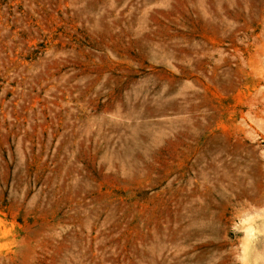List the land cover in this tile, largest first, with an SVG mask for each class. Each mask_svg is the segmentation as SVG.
I'll use <instances>...</instances> for the list:
<instances>
[{
	"label": "rangeland",
	"instance_id": "obj_1",
	"mask_svg": "<svg viewBox=\"0 0 264 264\" xmlns=\"http://www.w3.org/2000/svg\"><path fill=\"white\" fill-rule=\"evenodd\" d=\"M0 264H264V0H0Z\"/></svg>",
	"mask_w": 264,
	"mask_h": 264
}]
</instances>
